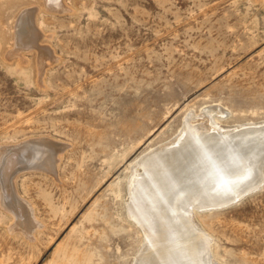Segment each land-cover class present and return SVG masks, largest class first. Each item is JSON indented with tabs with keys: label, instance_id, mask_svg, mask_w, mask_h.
Listing matches in <instances>:
<instances>
[{
	"label": "rangeland",
	"instance_id": "1",
	"mask_svg": "<svg viewBox=\"0 0 264 264\" xmlns=\"http://www.w3.org/2000/svg\"><path fill=\"white\" fill-rule=\"evenodd\" d=\"M214 105L264 121V0H0V154L44 144L0 176V264H132L131 165ZM194 221L215 263L264 264V185Z\"/></svg>",
	"mask_w": 264,
	"mask_h": 264
},
{
	"label": "bare ground",
	"instance_id": "2",
	"mask_svg": "<svg viewBox=\"0 0 264 264\" xmlns=\"http://www.w3.org/2000/svg\"><path fill=\"white\" fill-rule=\"evenodd\" d=\"M23 29V25L20 24L18 30L21 32L18 35ZM227 113L215 105L205 107L197 116L190 113L184 118L182 127L175 137L131 165L126 184L128 202L125 213L127 218L139 227L143 239L132 264H217L209 254L210 237H207L196 224L194 213L211 210L219 204L240 198L264 182V121L222 125L221 119ZM197 119L200 123L192 125V121ZM213 138L221 147L233 148L242 145L248 151L249 159L243 162L245 168L243 177L219 179L210 177L207 180H200L193 175L195 168L186 159L189 155L187 142L192 140L196 146H201L205 140L210 141ZM34 143L38 145L37 148L35 145H31L33 149L20 146L17 147L19 148L17 151L12 148L0 154V163L7 156L6 161L0 166L2 184L7 190L19 167L27 166L23 161V153L27 152L29 159L34 153L41 156L40 148L43 142ZM52 160L53 156L49 163L46 165L43 163L45 170H54ZM181 173L185 177H190L193 183L186 185L190 191H181L178 198L171 201L166 195V189L175 184L177 176ZM175 187L177 191L180 190L179 184H175ZM18 217L21 220L18 219V225H23L27 230L26 220Z\"/></svg>",
	"mask_w": 264,
	"mask_h": 264
},
{
	"label": "snow or ice",
	"instance_id": "3",
	"mask_svg": "<svg viewBox=\"0 0 264 264\" xmlns=\"http://www.w3.org/2000/svg\"><path fill=\"white\" fill-rule=\"evenodd\" d=\"M188 149L187 160L194 166V176L200 180H207L210 177L219 179L221 177H243L245 168L244 161L249 159L248 151L242 145L233 148L221 147L218 141L205 140L201 146H196L194 141L189 140L186 144ZM211 154V155H209ZM193 183L190 177H185L183 173L177 176L175 184L180 185L177 191L175 184L166 189V195L171 201L178 198L181 191H190L187 184ZM162 202V201H161Z\"/></svg>",
	"mask_w": 264,
	"mask_h": 264
},
{
	"label": "water",
	"instance_id": "4",
	"mask_svg": "<svg viewBox=\"0 0 264 264\" xmlns=\"http://www.w3.org/2000/svg\"><path fill=\"white\" fill-rule=\"evenodd\" d=\"M264 185V182L261 183V185L255 187L254 189L250 190L249 192L243 194L240 198H235V199H232L228 202H224L222 204H219L218 206H215L214 208H212L211 210H202V211H221V210H224L226 208H229L237 203H239L240 201H242L244 198L252 195L253 193H256L257 191H259Z\"/></svg>",
	"mask_w": 264,
	"mask_h": 264
}]
</instances>
